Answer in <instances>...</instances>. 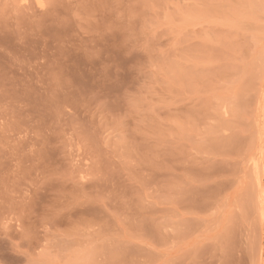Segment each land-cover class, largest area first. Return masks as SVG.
Listing matches in <instances>:
<instances>
[{
	"label": "rangeland",
	"instance_id": "1",
	"mask_svg": "<svg viewBox=\"0 0 264 264\" xmlns=\"http://www.w3.org/2000/svg\"><path fill=\"white\" fill-rule=\"evenodd\" d=\"M0 264H264V0H0Z\"/></svg>",
	"mask_w": 264,
	"mask_h": 264
},
{
	"label": "bare ground",
	"instance_id": "2",
	"mask_svg": "<svg viewBox=\"0 0 264 264\" xmlns=\"http://www.w3.org/2000/svg\"><path fill=\"white\" fill-rule=\"evenodd\" d=\"M53 83V82H52Z\"/></svg>",
	"mask_w": 264,
	"mask_h": 264
}]
</instances>
